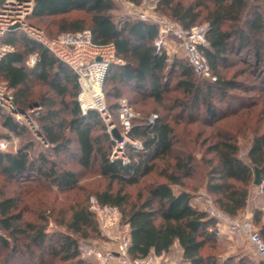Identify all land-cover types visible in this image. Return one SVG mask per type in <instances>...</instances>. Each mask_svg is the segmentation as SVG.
Masks as SVG:
<instances>
[{
	"label": "trees",
	"instance_id": "obj_1",
	"mask_svg": "<svg viewBox=\"0 0 264 264\" xmlns=\"http://www.w3.org/2000/svg\"><path fill=\"white\" fill-rule=\"evenodd\" d=\"M33 1L30 23L44 25L51 37L89 28L97 43L115 44L124 64L110 66L104 86L106 81L133 84L143 100L160 105L179 92L169 98L178 113L171 119L158 115L153 122L135 123L130 136L141 141V147L132 148L128 161L112 159L110 134L95 135L100 114L81 113L74 71L34 40L11 31L6 40L15 49L0 61V81L15 91L20 110L39 104L33 97L38 82L56 91L62 107L57 108L54 99L40 102L48 109L39 133L50 151L33 155L32 143L15 152L0 149L3 183L19 189L7 192L4 184L0 187V264H15L17 257L23 264H97L78 251L80 239L100 235L93 197L100 206L119 210L121 221L129 226L133 258L151 251L167 253L178 242L189 264H264L247 255L222 258L226 253L217 250L219 222L195 199L196 191L203 190L216 207L240 218L248 206L255 167L264 180V83L254 88L235 81L236 73L228 78L224 72L243 62L258 71L259 81L264 80V0H159L158 10L185 28L208 23L209 46L204 52L219 75L216 81L201 75L200 79L188 58L171 60L166 49L157 50V23L115 20L114 0ZM32 53L37 60L28 67L25 59ZM254 90L257 94L252 95ZM121 95L119 90L113 96ZM2 110V125L11 133L27 131ZM63 110L69 111L68 117ZM243 114V127L224 121ZM178 124L183 125L181 133ZM246 128L252 131V140L241 157L238 137ZM109 141L107 146L103 143ZM52 154L76 157L85 170L96 164L98 182L81 184L79 172L60 167ZM33 183L42 195H30ZM253 214L264 239V213L255 209ZM51 222L55 229L48 231Z\"/></svg>",
	"mask_w": 264,
	"mask_h": 264
},
{
	"label": "built area",
	"instance_id": "obj_2",
	"mask_svg": "<svg viewBox=\"0 0 264 264\" xmlns=\"http://www.w3.org/2000/svg\"><path fill=\"white\" fill-rule=\"evenodd\" d=\"M32 11L33 6L30 0H0V61L15 49L14 45L6 40L8 33L16 30L24 31L28 38L46 48L54 57L74 71L79 83L77 100L81 113L86 115L89 111L96 110L106 120L111 121V114L105 100L104 81L111 65L124 64V60L117 54L115 44L113 42L97 43L89 28L76 32L64 31L51 37L42 28L28 22L27 17ZM140 18L143 20L149 19L145 13H142ZM156 22L159 26V36L155 40L157 50L163 47L167 35L171 34L182 43L188 61L197 74L213 81L218 79L204 52V49L209 46L207 39L208 24L185 28L171 20H157ZM36 60V54H33L28 63L35 64ZM16 106L15 98L9 87L0 81V107L14 114L17 111ZM117 115L121 126L120 133L123 135V140L117 141L119 148L122 149L124 144L129 141L140 148L141 143H136L129 138L133 120L136 116L132 104L122 99L118 104ZM156 117L157 115L154 114L150 118V122H153ZM114 126L112 122L109 126V132ZM8 145L6 139L0 140V149H7ZM121 158L124 161L126 160L122 156ZM258 195H264V181L262 184L255 186V195H249L248 204L256 199ZM207 202L208 213L219 222L218 233L221 232V227H226L230 232L243 234L248 243L264 260V239L255 227L253 212L247 209L242 217L235 218L216 208L210 197ZM117 239L115 250L105 252L87 240H80L78 251L82 258H91L100 264H106L111 260H117L118 264H183V248L182 251L176 249L177 255L157 254L151 251L146 257L133 258L129 253L131 243L129 231H126L121 238ZM178 244V242H175L173 246Z\"/></svg>",
	"mask_w": 264,
	"mask_h": 264
},
{
	"label": "rangeland",
	"instance_id": "obj_3",
	"mask_svg": "<svg viewBox=\"0 0 264 264\" xmlns=\"http://www.w3.org/2000/svg\"><path fill=\"white\" fill-rule=\"evenodd\" d=\"M32 2V6L34 8V1L30 0ZM116 4V8L111 12L115 20L121 21L125 18H131V19H141L140 15L142 13H145L149 19V21L155 22L157 20H171L175 22L173 19H171L168 15L164 14L163 12L159 11L157 6L159 3V0H141L140 3H134L130 0H114ZM32 13L27 17L28 22L30 23ZM156 20V21H155ZM33 21V20H32ZM177 23V22H175ZM202 24H208L207 22H201L197 23L195 25H202ZM41 28L45 31V33L49 36L51 34L49 33L48 29L43 25ZM85 29V28H84ZM17 33L23 34L26 36L24 31L16 30ZM59 33V32H58ZM57 32H55L52 35H56ZM10 34L8 33L7 36ZM164 49L168 52L170 59H182L186 61V53L184 51V48L182 46V43L180 42L179 39L174 37L171 34H168L166 37V42L163 45ZM238 66L232 67L230 70L225 69L224 72H226L228 78H232L233 74L236 73L237 76L235 78V81H239L240 83H243L247 86H251L254 88L262 87L261 83H264L263 81H259L258 77V71L253 72L251 66L248 64H244L243 62H239L237 64ZM245 68L244 70H240ZM239 69V71H238ZM215 73V72H214ZM217 75V73H215ZM219 76V75H217ZM200 79H203L200 75H198ZM257 84V86H256ZM11 91L12 95L15 98V91L11 88H9ZM120 90L121 96L119 98H115L113 95L117 93ZM104 93H105V100H106V105L107 108L111 114V121L106 120L101 114H100V120L101 124H98L95 128V135H98L102 133L103 131L107 132L110 134L109 140L111 141V153L110 157L112 159H122L124 157L128 161L130 159V153L132 152V148H139L137 146H134L132 142H127L124 144L123 148L120 149L118 145V140L116 137L113 135L112 132H109V126L111 123H114V127H116L119 132H121V126L120 122L118 120V115H117V110L118 107L116 106L113 108L111 105H114L115 103H119L122 99L127 100L132 106L134 107L136 116L133 120V125L137 122H150V118L156 114L158 115H165L166 117H169L171 119L176 113H178V110H173L170 105H171V99L174 95H179V92H172L170 95H168L167 99L165 100L166 104L160 105L159 103L155 102L153 99H142V95L138 90H136V87L133 84L130 83H114V84H109L105 83L104 86ZM242 94L240 91L237 92ZM255 90L253 91L252 95L255 94ZM257 94V93H256ZM264 96V94H263ZM33 97L38 101L39 104H35V102L31 105H27L26 111L27 114L22 113L21 110L17 107V111L14 112V114L10 113L7 109L2 108L3 112L10 114L11 116L14 117V119L20 124L24 125L26 127V132L21 135H17L14 133H11L6 127L2 125L3 119L0 116V134L3 135V139H6L9 143L8 148L4 149V151H16L19 149V147L22 144L25 143H32V154L35 155L36 153L40 151H50L48 150V144L46 141L43 139L42 135L39 134V131L41 129V117L45 116L47 114V109L48 106H41L40 102H47L48 99L49 101L51 99H54V102L56 103V107L60 108L62 107L61 104V97L58 96L56 91L52 90L48 85H45L41 82H38L33 89ZM17 105V104H16ZM169 105V107L167 106ZM62 115L64 117H68L69 111L63 110ZM19 116V117H18ZM242 117H244V114L241 116H235L232 118H227L225 119V123L228 125L230 124L231 126L234 127L237 125L239 127H243L242 124H244V121L242 120ZM224 123V122H223ZM250 126H254L253 124H250ZM182 124L176 125V129L182 132ZM193 127V126H192ZM198 127V126H195ZM105 128V129H104ZM251 128V127H250ZM207 129V128H205ZM207 131V130H206ZM213 128H208V132H212ZM67 133L71 136L70 130H67ZM243 135H240L238 137V142L241 147V153L240 156L244 157L246 149L249 147L251 144L252 140V131L250 129H245L243 131ZM132 141H135L136 143H142L141 141L132 138L129 136ZM108 142H103L106 146L110 144ZM73 149H76L77 143L73 141L72 143ZM120 149V150H119ZM119 152H118V151ZM76 151V150H75ZM51 153V152H50ZM77 155V154H76ZM53 156V154H52ZM199 156H201V153H199ZM54 159L58 162L60 167H71L73 169H76L79 172V177H80V183L81 184H87L90 183L96 184L94 182H98L99 176L97 175V165L94 164L93 168L85 170L81 168L78 165L77 158L74 157L71 159V157H64V156H53ZM117 157V158H116ZM123 160V159H122ZM5 185V190L7 192H11L12 190L16 189L18 191V187L14 185V183H3V178L0 175V187L2 185ZM32 184V183H31ZM34 186L32 187V192L30 193L31 196H40L42 195V192L37 186L35 185L36 183H33ZM28 185V184H27ZM20 186V185H19ZM251 194V193H250ZM196 200L202 201L203 202V207L207 210V199L209 196L203 191V190H198L196 191ZM30 196V197H31ZM214 204V203H213ZM215 206V204H214ZM216 207V206H215ZM218 208V207H216ZM92 209L95 211L98 223H99V231L100 235L97 237H91V238H85V239H80V240H87L88 242L92 243L102 251H111L115 250L117 248V238H121L123 234L126 233V231H129V226L121 221V214L119 210L116 207L113 206H100L95 198H92ZM219 209V208H218ZM250 210L254 213L255 209H262L264 213V195H258V197L255 199V201L251 202L246 210ZM221 210V209H220ZM254 215V214H253ZM238 218V217H235ZM264 218V215H263ZM55 229V225L53 222L50 223L48 227V231H52ZM111 235V236H109ZM113 236V237H112ZM217 242L219 243V248L217 249L218 251L222 252L223 254L227 252H242L241 250H245L247 246H249V243L245 236L239 232H230L227 228L226 230H222L221 232L218 233V239ZM251 247V246H250ZM249 250V249H248ZM250 251V250H249ZM173 255L176 254V250L174 249ZM252 252V250L250 251ZM91 261L96 262L97 264H100L99 262L95 261L94 259L91 258H85ZM23 260L19 259L18 257L15 259V264H23ZM117 260H111L107 262L106 264H115Z\"/></svg>",
	"mask_w": 264,
	"mask_h": 264
},
{
	"label": "crops",
	"instance_id": "obj_4",
	"mask_svg": "<svg viewBox=\"0 0 264 264\" xmlns=\"http://www.w3.org/2000/svg\"><path fill=\"white\" fill-rule=\"evenodd\" d=\"M33 54H36V53H32L31 55H33ZM31 55H29L28 57H26V59H25V64L28 66V67H33L35 64H32V63H28V60H29V58L31 57ZM251 195H255V185H253V187H252V189H251ZM253 201H255V199L253 200ZM252 201V202H253ZM250 204V203H249ZM248 204V205H249ZM228 229V228H227ZM222 230H226V227H221V231ZM251 245L249 244V246H247L246 247V249L245 250H241L242 252H233V251H231V252H227L222 258H225V257H227L228 255H231V254H236L238 257L240 256V255H247L251 260H253V261H255V262H258V261H260V260H263L258 254H257V252H256V250L251 246ZM174 249L176 250V249H178V250H180V251H182V247H181V245H177V246H172V248H171V250L169 251V252H167V254L168 255H173V252L172 251H174ZM251 251L252 250V252H250L249 250ZM182 263L183 264H189V263H187V261H186V259H185V257L183 258V260H182ZM115 264H117V263H115Z\"/></svg>",
	"mask_w": 264,
	"mask_h": 264
},
{
	"label": "water",
	"instance_id": "obj_5",
	"mask_svg": "<svg viewBox=\"0 0 264 264\" xmlns=\"http://www.w3.org/2000/svg\"><path fill=\"white\" fill-rule=\"evenodd\" d=\"M21 112L27 114L26 110H22L21 109ZM111 132L113 133V135L116 137V139L118 141H122L123 140V135H121V133L119 132V130L116 127H113L111 129ZM263 181L264 180H263V177H262V174H261V169L259 167H255L254 168V182H253V185H255V186L260 185V184L263 183Z\"/></svg>",
	"mask_w": 264,
	"mask_h": 264
}]
</instances>
